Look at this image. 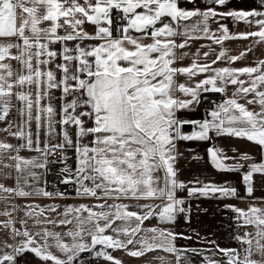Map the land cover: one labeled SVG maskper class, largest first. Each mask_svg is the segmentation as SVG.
Listing matches in <instances>:
<instances>
[{"label": "snow or ice", "instance_id": "1", "mask_svg": "<svg viewBox=\"0 0 264 264\" xmlns=\"http://www.w3.org/2000/svg\"><path fill=\"white\" fill-rule=\"evenodd\" d=\"M256 45L264 0H0V264H264V206L222 205L226 247L190 202L264 189V55L234 63ZM193 140L237 180L181 178Z\"/></svg>", "mask_w": 264, "mask_h": 264}, {"label": "crops", "instance_id": "2", "mask_svg": "<svg viewBox=\"0 0 264 264\" xmlns=\"http://www.w3.org/2000/svg\"><path fill=\"white\" fill-rule=\"evenodd\" d=\"M203 4L205 0H200ZM255 2V0H231V4L234 6H248ZM230 27L233 26L232 22L229 21ZM241 30H244L247 26L243 23L239 25ZM253 38H234L230 39L227 44L229 47L233 49V51L242 50L243 47L250 46L249 42ZM264 55V45H256L255 48L250 53H246L245 58L234 62L237 65H243L247 63H255L256 59ZM181 115L188 117L189 119L202 118L204 115V108L201 107L199 111H187L182 112ZM192 130V129H191ZM187 130V131H191ZM4 133H0V136H4ZM17 142V141H13ZM222 146L229 147L230 145H238L242 150L248 147V142L246 140H236V139H227L225 138L220 142ZM207 142L204 141H181V151H184L185 156H190L192 153L186 151V149H192L194 152H199L204 159L200 161H184L183 162V172L181 174V178L184 179H192L197 174L202 176H206L210 179H214L216 181H220L221 179H227L230 183H233L237 180L238 173H229V172H218L213 168L211 163L208 161L207 153H206ZM22 155H35L34 152H29L27 150H23L21 152ZM231 154V153H229ZM39 171V169H38ZM258 177V174H257ZM51 179V177H49ZM0 180L7 184L14 183V175L13 178L5 179L3 176H0ZM241 189L243 185L241 183ZM181 195H186V192H182ZM245 193L241 191V196H244ZM264 196V189H261L259 185L256 186V191L254 197ZM254 197L249 198H238V197H229L226 199L221 198H195L190 201L193 204L192 215H193V226L199 227L202 229V235L207 234L209 239L215 238L222 246L226 247H238V243L232 238L236 231V221L233 220V216H235V212L231 209L223 208L222 205L224 203H233L240 207H247L249 203L257 204L264 206V200L256 199ZM42 203H47L46 198H39ZM19 202V199H18ZM63 203V201H61ZM71 202V201H68ZM199 205V207H196ZM3 206V201H0V207ZM204 209H207L205 212ZM149 223H156V220H150ZM252 228V226H248ZM207 230L204 232L203 230ZM181 230H184V225L181 224ZM242 230V229H241ZM214 234V237L213 235ZM181 243H186V241H181ZM28 261L30 264H43L39 258H36L34 254H28ZM36 262V263H35ZM93 264H96L93 261Z\"/></svg>", "mask_w": 264, "mask_h": 264}, {"label": "water", "instance_id": "3", "mask_svg": "<svg viewBox=\"0 0 264 264\" xmlns=\"http://www.w3.org/2000/svg\"><path fill=\"white\" fill-rule=\"evenodd\" d=\"M192 128H191V125H186L185 127H184V130L185 131H187V130H191Z\"/></svg>", "mask_w": 264, "mask_h": 264}, {"label": "built area", "instance_id": "4", "mask_svg": "<svg viewBox=\"0 0 264 264\" xmlns=\"http://www.w3.org/2000/svg\"><path fill=\"white\" fill-rule=\"evenodd\" d=\"M217 95V97H218V94H216Z\"/></svg>", "mask_w": 264, "mask_h": 264}, {"label": "rangeland", "instance_id": "5", "mask_svg": "<svg viewBox=\"0 0 264 264\" xmlns=\"http://www.w3.org/2000/svg\"><path fill=\"white\" fill-rule=\"evenodd\" d=\"M36 263V262H35ZM36 264H39V263H36Z\"/></svg>", "mask_w": 264, "mask_h": 264}]
</instances>
